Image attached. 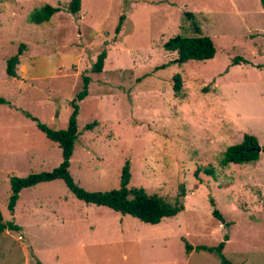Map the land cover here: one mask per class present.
I'll return each instance as SVG.
<instances>
[{
    "label": "rangeland",
    "instance_id": "obj_1",
    "mask_svg": "<svg viewBox=\"0 0 264 264\" xmlns=\"http://www.w3.org/2000/svg\"><path fill=\"white\" fill-rule=\"evenodd\" d=\"M70 1L0 0V210L21 226L0 234V264H222L215 251L187 254L182 238L195 247L216 246L225 236L228 262L264 264L262 0H81L75 14ZM45 4L60 11L30 22ZM192 20L215 54L175 63L164 43L196 35ZM21 44L11 77L6 60ZM102 52V70L94 72ZM83 75L90 82L78 101L74 182L87 191L117 188L128 164L129 188L167 202L184 190L176 215L145 223L79 200L61 179L22 189L8 211L11 176L51 171L62 159L27 114L64 129ZM245 133L257 137L259 158L222 164L225 148Z\"/></svg>",
    "mask_w": 264,
    "mask_h": 264
},
{
    "label": "trees",
    "instance_id": "obj_2",
    "mask_svg": "<svg viewBox=\"0 0 264 264\" xmlns=\"http://www.w3.org/2000/svg\"><path fill=\"white\" fill-rule=\"evenodd\" d=\"M264 4V0H262ZM80 0H71L68 4V12L75 14L79 10ZM60 10L57 6H51L45 4L42 7L35 9L29 14V21L35 24H41L50 20L51 16ZM185 16L190 20L192 14L185 12ZM122 19V18H120ZM121 23V22H120ZM119 23V24H120ZM191 26L196 35L187 36L183 34H176L172 36L168 41L164 43V49L166 51L176 53L173 62L183 64L188 60L204 61L211 59L215 54V47L212 40L204 35H201V28L192 20ZM119 26L116 28L118 32ZM24 45L21 44L15 55L10 56L6 60L5 71L6 74L11 77H16L17 72L15 66L19 63V56L23 52ZM105 52L100 53L96 62L92 66L94 72H100L103 66V60ZM90 78L88 75L82 77V87L76 93L75 98L71 100L72 111L68 118V123L64 129H51L46 124L40 122L36 117L27 114L32 120L36 122L37 127L44 132L47 138L55 142L61 149V162L58 166L51 171H41L37 173H30L26 176L18 177L11 176L9 178L10 183V195L8 198L7 209L13 214L14 206L19 197V192L28 187L35 186L41 182L53 181L61 179L68 189L75 195L76 198L82 200L87 204H94L97 206H105L115 212L122 215H130L142 222L156 224L159 223L165 217H171L184 209V204L181 197H184V190L181 189L178 196L173 202H167L156 193H149L142 187H128L130 173L128 164H126L121 173L120 185L117 188H113L106 191H87L78 186L72 176L69 173L70 158L73 153L74 143L78 137L77 130V114H78V101H81L88 94V84ZM182 88V80L180 74H176L173 77V90L175 95L180 96ZM6 103L5 99L0 96V104ZM96 123L93 121L86 124V129H91ZM258 146L257 137L253 134L245 133L243 140L240 143L229 145L223 152L221 159L222 164L227 163H245L249 161H255L259 158V152L253 149ZM195 177H198L200 168L194 170ZM211 206H214V202L211 200ZM264 206V201H263ZM214 217L219 218L220 213L217 209L212 210ZM20 227L14 223L13 220L5 221L2 217L0 210V234L4 230L17 231ZM185 246V252L188 254L192 250H206L215 251L220 256L222 264H231L228 262L222 254L227 236L216 246L197 245L192 246L187 242L185 238H182ZM37 264H40L37 262Z\"/></svg>",
    "mask_w": 264,
    "mask_h": 264
},
{
    "label": "water",
    "instance_id": "obj_3",
    "mask_svg": "<svg viewBox=\"0 0 264 264\" xmlns=\"http://www.w3.org/2000/svg\"><path fill=\"white\" fill-rule=\"evenodd\" d=\"M253 149H255L256 151H260L261 150V147L260 146H256V147H254Z\"/></svg>",
    "mask_w": 264,
    "mask_h": 264
},
{
    "label": "crops",
    "instance_id": "obj_4",
    "mask_svg": "<svg viewBox=\"0 0 264 264\" xmlns=\"http://www.w3.org/2000/svg\"><path fill=\"white\" fill-rule=\"evenodd\" d=\"M81 1V0H80ZM58 7V6H57ZM60 11V10H59ZM58 11V12H59ZM51 19V18H50ZM20 193V192H19ZM18 201H19V197H18V199H17ZM17 202V201H16ZM15 208H16V204H15V206H14V210H15ZM19 227H21L20 225H19ZM20 230V229H19ZM22 238V237H21ZM18 239H19V236H18ZM37 264V263H36Z\"/></svg>",
    "mask_w": 264,
    "mask_h": 264
},
{
    "label": "built area",
    "instance_id": "obj_5",
    "mask_svg": "<svg viewBox=\"0 0 264 264\" xmlns=\"http://www.w3.org/2000/svg\"><path fill=\"white\" fill-rule=\"evenodd\" d=\"M19 239H21V236H19Z\"/></svg>",
    "mask_w": 264,
    "mask_h": 264
}]
</instances>
